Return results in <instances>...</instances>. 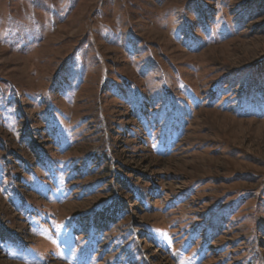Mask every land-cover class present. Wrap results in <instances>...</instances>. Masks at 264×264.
<instances>
[{
	"label": "rangeland",
	"instance_id": "1",
	"mask_svg": "<svg viewBox=\"0 0 264 264\" xmlns=\"http://www.w3.org/2000/svg\"><path fill=\"white\" fill-rule=\"evenodd\" d=\"M0 264H264V0H0Z\"/></svg>",
	"mask_w": 264,
	"mask_h": 264
}]
</instances>
